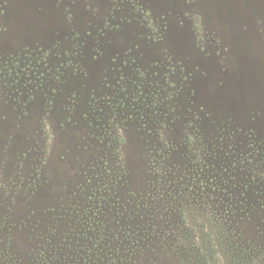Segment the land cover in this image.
<instances>
[{
	"label": "rangeland",
	"instance_id": "374dc122",
	"mask_svg": "<svg viewBox=\"0 0 264 264\" xmlns=\"http://www.w3.org/2000/svg\"><path fill=\"white\" fill-rule=\"evenodd\" d=\"M0 264H264V0H0Z\"/></svg>",
	"mask_w": 264,
	"mask_h": 264
}]
</instances>
